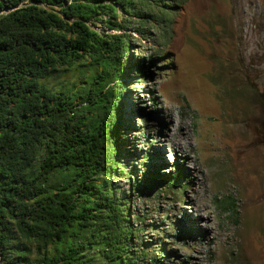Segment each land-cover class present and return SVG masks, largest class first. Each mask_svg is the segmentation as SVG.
<instances>
[{
    "label": "trees",
    "instance_id": "obj_1",
    "mask_svg": "<svg viewBox=\"0 0 264 264\" xmlns=\"http://www.w3.org/2000/svg\"><path fill=\"white\" fill-rule=\"evenodd\" d=\"M187 1L0 0V264L159 262L154 251L138 256L134 239L145 230L134 225L144 218L113 181L137 191L135 169L119 161L120 103L127 69L143 81L155 63L133 59L129 22L116 19L133 16L134 33L144 34L146 25L169 26ZM159 181L186 188L180 164ZM219 205L236 218L233 198Z\"/></svg>",
    "mask_w": 264,
    "mask_h": 264
},
{
    "label": "rangeland",
    "instance_id": "obj_2",
    "mask_svg": "<svg viewBox=\"0 0 264 264\" xmlns=\"http://www.w3.org/2000/svg\"><path fill=\"white\" fill-rule=\"evenodd\" d=\"M123 19L133 59L155 61L143 81L127 69L120 103L119 161L135 169L137 191L113 180L144 218L134 225L145 230L134 239L138 256L142 249L157 264H264V0H188L169 26L146 25L144 34L133 31L138 19L119 12ZM176 164L180 192L159 181ZM156 169L158 181L145 187ZM228 196L236 218L219 205Z\"/></svg>",
    "mask_w": 264,
    "mask_h": 264
}]
</instances>
